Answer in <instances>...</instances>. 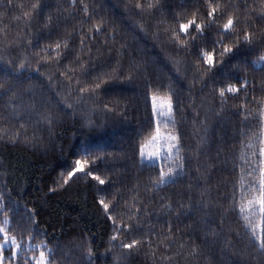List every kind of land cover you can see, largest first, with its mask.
I'll return each mask as SVG.
<instances>
[{"label": "snow or ice", "instance_id": "6c2138e0", "mask_svg": "<svg viewBox=\"0 0 264 264\" xmlns=\"http://www.w3.org/2000/svg\"><path fill=\"white\" fill-rule=\"evenodd\" d=\"M141 94L120 151L136 176L86 137L49 188L88 179L107 247L49 233L5 173L0 264H264V0H0V146L56 151L59 129H114Z\"/></svg>", "mask_w": 264, "mask_h": 264}, {"label": "trees", "instance_id": "16d2710c", "mask_svg": "<svg viewBox=\"0 0 264 264\" xmlns=\"http://www.w3.org/2000/svg\"><path fill=\"white\" fill-rule=\"evenodd\" d=\"M131 39V36L128 37ZM143 46V45H141ZM158 50V49H157ZM149 51H152L149 44ZM187 83V81L185 82ZM197 89L194 90L198 91ZM209 89H205L201 96L206 95ZM160 96H165L166 93L161 91ZM187 95V92H185ZM128 120L106 131L89 132L86 128H80L79 125L69 124L67 127L59 129L63 133L62 137L56 140L57 150H49L46 154L42 150L26 149L24 147H3L0 146V181L11 175L12 183L9 187H15L17 191L23 195V201H27L30 207H36L40 213V223L42 226L48 227L49 233L60 236L63 233L65 240L71 239L79 232H84L85 235L91 234L95 237V244L101 243V238L105 241L103 247H107L108 222L105 221L103 213L97 206L93 193L89 187L87 178L77 179L68 191L58 190L56 193L49 192L50 187H54L53 181L60 179V174L65 170L68 164L74 160L73 153L75 148L81 144L85 138L98 143L100 146L107 149L109 153L115 152L114 158L115 167L118 171L127 168L125 176L134 178L138 168L132 167V160L127 163L120 158L121 148L127 152L129 158L132 152L127 147L129 141L135 142L136 132L140 130L141 118L146 115L144 96L141 94L139 99L136 96H130ZM199 103V100L197 101ZM135 109V110H134ZM203 118V113H201ZM71 118H69L70 120ZM179 119V117H178ZM163 130V124L161 125ZM225 125V130L228 128ZM181 128L185 131H190V124H182ZM221 128L216 129V134L219 136ZM237 141H230L229 150L232 154L239 157L241 155V146ZM188 137H186V141ZM255 139L252 143H255ZM235 143L236 147L231 145ZM63 145V153L58 149ZM247 154L250 157L255 149H247ZM239 163V160H237ZM148 172L144 171L141 174V179L147 181ZM134 182V179L133 181ZM167 191L171 192L169 188ZM15 196L16 193L13 192ZM54 243V241H53ZM101 247L100 251H103ZM138 264H150V259L140 257Z\"/></svg>", "mask_w": 264, "mask_h": 264}, {"label": "rangeland", "instance_id": "374dc122", "mask_svg": "<svg viewBox=\"0 0 264 264\" xmlns=\"http://www.w3.org/2000/svg\"><path fill=\"white\" fill-rule=\"evenodd\" d=\"M151 149H149V151H150Z\"/></svg>", "mask_w": 264, "mask_h": 264}]
</instances>
